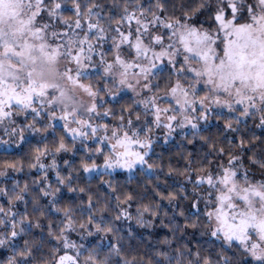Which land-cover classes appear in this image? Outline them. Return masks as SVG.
<instances>
[{
    "label": "snow or ice",
    "instance_id": "1",
    "mask_svg": "<svg viewBox=\"0 0 264 264\" xmlns=\"http://www.w3.org/2000/svg\"><path fill=\"white\" fill-rule=\"evenodd\" d=\"M0 264H264V0H0Z\"/></svg>",
    "mask_w": 264,
    "mask_h": 264
}]
</instances>
